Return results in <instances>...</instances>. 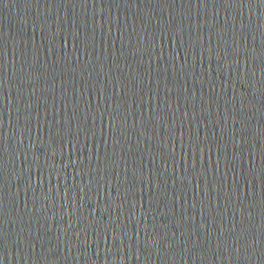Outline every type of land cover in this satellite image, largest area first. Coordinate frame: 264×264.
I'll return each mask as SVG.
<instances>
[{"label":"water","instance_id":"obj_1","mask_svg":"<svg viewBox=\"0 0 264 264\" xmlns=\"http://www.w3.org/2000/svg\"><path fill=\"white\" fill-rule=\"evenodd\" d=\"M0 264H264V0H0Z\"/></svg>","mask_w":264,"mask_h":264}]
</instances>
